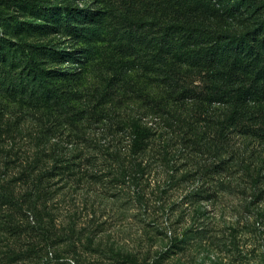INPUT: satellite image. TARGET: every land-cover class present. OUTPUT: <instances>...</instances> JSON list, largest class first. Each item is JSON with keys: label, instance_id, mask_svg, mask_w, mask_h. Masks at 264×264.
<instances>
[{"label": "trees", "instance_id": "obj_1", "mask_svg": "<svg viewBox=\"0 0 264 264\" xmlns=\"http://www.w3.org/2000/svg\"><path fill=\"white\" fill-rule=\"evenodd\" d=\"M0 95L72 123L128 128L123 178L144 170L147 117L189 127L187 139L208 136L216 152L237 136L264 141V0H0ZM238 162L249 203H263L264 157ZM48 176L27 165L15 178L46 234L38 198ZM11 182L0 181V207L21 208Z\"/></svg>", "mask_w": 264, "mask_h": 264}, {"label": "rangeland", "instance_id": "obj_2", "mask_svg": "<svg viewBox=\"0 0 264 264\" xmlns=\"http://www.w3.org/2000/svg\"><path fill=\"white\" fill-rule=\"evenodd\" d=\"M145 121L154 134L136 155L144 170L123 178L128 128L72 123L0 95V181L12 180L22 205L0 207L1 264H264V202L249 203L238 162L264 157V141L237 136L216 152L208 136L185 138L187 126ZM27 165L49 175L38 198L48 236L15 179Z\"/></svg>", "mask_w": 264, "mask_h": 264}]
</instances>
